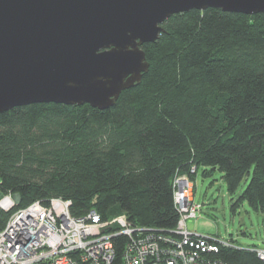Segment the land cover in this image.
<instances>
[{
  "label": "trees",
  "instance_id": "16d2710c",
  "mask_svg": "<svg viewBox=\"0 0 264 264\" xmlns=\"http://www.w3.org/2000/svg\"><path fill=\"white\" fill-rule=\"evenodd\" d=\"M161 25L141 46L148 71L113 106L42 102L0 113V193L19 195L14 209L60 197L74 217L125 214L167 234L179 217L175 174L193 180L202 168L220 171L229 193L251 171L234 205L264 212V13L190 9ZM14 209L0 212V226ZM250 248L212 256L264 264Z\"/></svg>",
  "mask_w": 264,
  "mask_h": 264
},
{
  "label": "water",
  "instance_id": "95a60500",
  "mask_svg": "<svg viewBox=\"0 0 264 264\" xmlns=\"http://www.w3.org/2000/svg\"><path fill=\"white\" fill-rule=\"evenodd\" d=\"M211 7L254 15L264 0H0V113L42 102L113 106L148 71L141 46L161 24Z\"/></svg>",
  "mask_w": 264,
  "mask_h": 264
},
{
  "label": "built area",
  "instance_id": "2783aa9c",
  "mask_svg": "<svg viewBox=\"0 0 264 264\" xmlns=\"http://www.w3.org/2000/svg\"><path fill=\"white\" fill-rule=\"evenodd\" d=\"M188 181L184 174L172 181L179 217L167 234L132 225L125 214L103 218L91 209L74 217L69 200L60 197L14 209L15 194L0 193V212L14 209L0 226V264H228L212 255L219 247H232L231 240L186 228L188 217L198 218L201 209L190 197ZM250 249L264 263V245Z\"/></svg>",
  "mask_w": 264,
  "mask_h": 264
},
{
  "label": "rangeland",
  "instance_id": "374dc122",
  "mask_svg": "<svg viewBox=\"0 0 264 264\" xmlns=\"http://www.w3.org/2000/svg\"><path fill=\"white\" fill-rule=\"evenodd\" d=\"M249 175H245L238 188L229 193L222 173L211 170L208 175L197 170L194 179L186 174L191 184L190 197L199 203L198 218L188 217L186 228L198 235H213L221 240H233L240 248L262 247L264 245V212L252 209L244 200L234 205L246 187Z\"/></svg>",
  "mask_w": 264,
  "mask_h": 264
}]
</instances>
